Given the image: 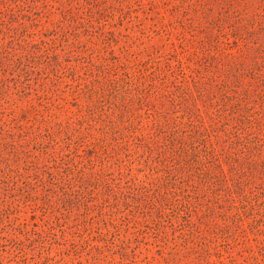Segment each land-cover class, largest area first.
<instances>
[{
  "label": "rangeland",
  "instance_id": "obj_1",
  "mask_svg": "<svg viewBox=\"0 0 264 264\" xmlns=\"http://www.w3.org/2000/svg\"><path fill=\"white\" fill-rule=\"evenodd\" d=\"M0 264H264V0H0Z\"/></svg>",
  "mask_w": 264,
  "mask_h": 264
}]
</instances>
